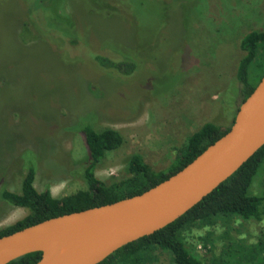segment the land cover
Returning <instances> with one entry per match:
<instances>
[{
    "label": "rangeland",
    "instance_id": "1",
    "mask_svg": "<svg viewBox=\"0 0 264 264\" xmlns=\"http://www.w3.org/2000/svg\"><path fill=\"white\" fill-rule=\"evenodd\" d=\"M53 1L0 0V190L18 192L26 150L34 156L37 191L47 186L60 198L83 189L78 172L87 151L72 126L86 114L95 130L110 128L122 138L94 171L101 181L123 175L132 153L163 169L202 123L229 124L239 103L238 42L263 28L264 0ZM93 54H128L137 68L119 75L97 66ZM263 69L252 64L251 84ZM263 193L259 171L246 195ZM25 214L0 199V229ZM227 224L229 244H252L264 217L185 232L204 264L227 242L220 233ZM206 230L203 248L197 238ZM155 264H171L169 255L158 253Z\"/></svg>",
    "mask_w": 264,
    "mask_h": 264
},
{
    "label": "trees",
    "instance_id": "2",
    "mask_svg": "<svg viewBox=\"0 0 264 264\" xmlns=\"http://www.w3.org/2000/svg\"><path fill=\"white\" fill-rule=\"evenodd\" d=\"M59 2L60 0H54L52 4ZM40 4L42 5V2ZM60 20L66 22L63 19ZM238 47L242 55L235 67L234 81L237 83L235 93L239 96L240 103L251 93L259 78L264 74L263 69L256 81L250 83L249 70L252 64L256 67L264 66V26L243 34ZM120 55L115 58L109 55L93 54L90 59L92 58L91 60L99 67L128 76L136 70L138 63L131 55ZM238 105L234 106V113L227 126L222 127L208 121L189 133L184 143L177 149L175 157L165 168L153 169L142 160L139 154L132 153L125 161L124 174L108 181L98 180L94 171L105 153L120 146L122 138L117 131L110 128L95 130L90 114L81 116L72 129L82 134L87 151L85 163L78 172L84 188L60 198L52 197L47 186L37 191L33 186L34 156L26 150L21 155L24 172L20 179L18 192L0 190L2 201L10 206L24 208L26 214L14 223L1 228L0 236L52 217L108 204L142 193L180 170L223 135L230 127ZM259 171L261 176H264V143L228 177L173 221L151 234L139 237L115 249L96 264H155L157 254L160 252L169 255L171 264H204L202 259L196 255L194 245L186 242L183 234L194 228L208 229L211 227L215 229L219 222L225 224L237 218L259 221L264 217V193L259 196L246 195L247 188ZM228 225L220 232L227 242L220 252L213 254L211 264H226L225 258L229 257L235 258V264H259V262L264 264V230L261 231L255 243L231 245L228 239L231 227ZM210 232L206 230L203 236L197 238V242L203 248L210 243ZM253 257H256L257 262ZM39 258L40 252L34 251L5 264H34Z\"/></svg>",
    "mask_w": 264,
    "mask_h": 264
},
{
    "label": "water",
    "instance_id": "3",
    "mask_svg": "<svg viewBox=\"0 0 264 264\" xmlns=\"http://www.w3.org/2000/svg\"><path fill=\"white\" fill-rule=\"evenodd\" d=\"M264 143V74L228 130L180 170L140 194L52 217L0 236V264L38 251L34 264H96L170 223Z\"/></svg>",
    "mask_w": 264,
    "mask_h": 264
}]
</instances>
